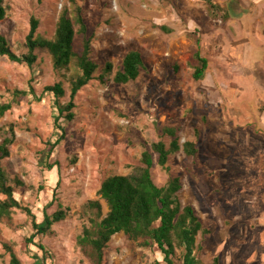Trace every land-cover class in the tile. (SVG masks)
Instances as JSON below:
<instances>
[{"label":"rangeland","instance_id":"rangeland-1","mask_svg":"<svg viewBox=\"0 0 264 264\" xmlns=\"http://www.w3.org/2000/svg\"><path fill=\"white\" fill-rule=\"evenodd\" d=\"M91 39L92 59L113 70L106 83L92 80L75 95L74 118L54 126L50 95L34 101L19 97L0 116V127L12 128L10 155L2 164L17 177L16 197L38 219L61 204L66 215L52 233H32L29 218L16 209L0 220V264H9L10 246L20 264H41L38 244L51 256L48 264H91L77 239L100 213L88 206L97 199L107 177L128 174L141 152L151 151L159 127H178L179 143L192 140L197 152L180 150L168 158L169 172L152 153L151 177L158 186L178 176L181 206L189 204L209 229L198 233L197 264H264V0H235L245 13L224 11L233 0H212L221 9L212 14L205 0H75ZM6 14L0 34L11 48L25 53L32 17L36 34L51 38L68 0H3ZM164 26L166 30H162ZM77 29V27H76ZM141 53L144 70L126 84L111 77L124 54ZM208 59L205 75L194 80L196 51ZM32 67L0 57V103L14 90L32 86L39 95L45 85L60 82L69 100V78L75 71L54 69L45 49L34 50ZM62 134V137H60ZM2 137L0 136V141ZM167 143L171 138L163 136ZM57 140V141H56ZM53 144V147H51ZM49 203V205H47ZM160 253L119 233L110 238L102 264H150Z\"/></svg>","mask_w":264,"mask_h":264},{"label":"trees","instance_id":"trees-1","mask_svg":"<svg viewBox=\"0 0 264 264\" xmlns=\"http://www.w3.org/2000/svg\"><path fill=\"white\" fill-rule=\"evenodd\" d=\"M68 2L70 5L63 6L58 14L51 38L39 37L36 34L38 19L34 17L30 19V27L24 42L25 53L14 51L5 36L0 34V57L5 56L9 61L32 67L37 58L34 50L37 48L47 50L54 69L75 71L69 78V100L65 105H61L60 100L65 90L60 82L45 85L39 95L35 94L32 86L27 85L24 90H14L11 101L0 103V116L4 115L12 107L13 102L21 96L31 95L34 101H41L44 96L50 95L54 104V126L62 133L61 119L70 122L74 118L73 99L77 92L92 80L104 84L110 77L113 70L112 63L106 61L102 67H99L92 59L91 39L86 35V25L80 6L75 0ZM205 2L214 15L221 9L212 0ZM5 14L6 8L3 0H0V21L4 19ZM224 16L227 17L225 11ZM160 28L166 30L164 26ZM193 57L197 63L192 78L201 80L205 75L208 60L198 50ZM144 68L141 53L130 50L124 54L111 79L116 84H126L136 79ZM177 132L176 126L162 125L159 139L151 144V151L141 152L139 164L133 171L105 178L97 190L99 197L88 201V206L98 213L101 211L99 199L104 200L107 206V212L100 219L91 220L90 226L84 227L77 239V245L91 264H102L104 250L110 238L116 233H123L135 241L141 239L144 246L152 247L161 254V260L154 259L150 264H197L196 255L202 247L196 243V236L198 233H208L209 229L202 226L191 205L181 206L177 192L181 189L182 183L178 176H169L164 185L158 186L154 183L150 172L153 164L152 153L156 154V162L161 169L169 172L167 162L170 154L178 152L180 148L186 156H194L197 152L194 141H185L180 145ZM0 136L2 137L0 220L10 218L16 209L24 212L30 220L32 229L27 240L30 243L36 235L51 234L52 226L63 220L66 212L58 203V208L51 214L46 212V207L42 208V218L38 219L29 206L21 203L15 192V186L21 185V182L17 177L10 179L2 164V160L10 155V145L14 138L12 128L4 130L0 127ZM163 136L171 138L170 142L166 143L162 139ZM37 246L42 250V255L35 258L41 264H48L50 254L43 245ZM4 248L10 255L9 264H20L10 246L4 244Z\"/></svg>","mask_w":264,"mask_h":264},{"label":"crops","instance_id":"crops-1","mask_svg":"<svg viewBox=\"0 0 264 264\" xmlns=\"http://www.w3.org/2000/svg\"><path fill=\"white\" fill-rule=\"evenodd\" d=\"M225 12H226V15H230V16H233V17H239L241 15H243L245 13V8L242 7L237 1L233 0L232 2H230V4H228L227 8L225 9ZM204 57V56H203ZM206 58V57H205ZM208 60V59H207ZM196 64H194L193 67H195ZM208 66V65H207ZM144 70V69H143ZM162 126V125H161ZM161 126L159 127V130L161 128ZM178 128V127H177ZM160 134V132H159ZM168 137V136H166ZM169 138V137H168ZM189 141H192V140H189ZM166 142V141H165ZM170 142V141H169ZM168 142V143H169ZM185 142V141H184ZM167 143V142H166ZM180 144V143H179ZM182 145V144H180ZM182 150V148L179 149V151ZM153 160V159H152ZM178 193V192H177ZM116 234H119V233H116ZM114 234V235H116ZM123 234V233H122ZM113 235V236H114Z\"/></svg>","mask_w":264,"mask_h":264}]
</instances>
